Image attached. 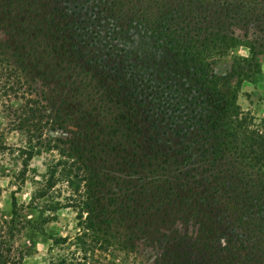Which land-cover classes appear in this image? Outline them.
<instances>
[{"label":"trees","instance_id":"trees-1","mask_svg":"<svg viewBox=\"0 0 264 264\" xmlns=\"http://www.w3.org/2000/svg\"><path fill=\"white\" fill-rule=\"evenodd\" d=\"M240 46L234 75L255 81L264 0H0V111L23 137L20 176L44 152L58 168L27 206L48 213L13 197L0 214V264H25L28 231L58 248L49 264H137L141 245L156 264H264V117L213 63ZM64 207L78 230L48 233Z\"/></svg>","mask_w":264,"mask_h":264},{"label":"rangeland","instance_id":"rangeland-1","mask_svg":"<svg viewBox=\"0 0 264 264\" xmlns=\"http://www.w3.org/2000/svg\"><path fill=\"white\" fill-rule=\"evenodd\" d=\"M248 48L245 46L237 47L225 55H217L213 59L214 68L226 76L227 90L235 95L236 101L244 111L250 112L256 119L264 117V56L260 57L261 73L255 81L242 79L234 75L233 64L236 57L248 55ZM4 99H10L14 105L20 103L15 98V94L5 92ZM7 118L0 111V127L2 128L1 137L10 145V149L0 151V214L9 211L12 198L15 197L19 205L24 206V213L32 219H40L48 213L42 207L43 199L39 201L38 208H28L31 196L36 188V181L42 180L40 175L58 170L56 166V153L44 152L35 156L29 164V171L24 180L20 176L22 169V159L17 147L23 143V137L17 129L6 127ZM51 132V131H50ZM58 133V132H56ZM54 132L52 135H56ZM58 196L64 201L68 194V189L64 183L57 185ZM48 233L73 236L78 230L76 212L71 207H64L56 212V219L45 224ZM27 237L33 247L31 254L25 257V264H49L50 259L59 252L58 248L50 250L52 240L47 236L35 231H28ZM140 255L137 264H156V251L152 248L141 245Z\"/></svg>","mask_w":264,"mask_h":264}]
</instances>
